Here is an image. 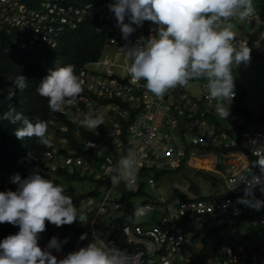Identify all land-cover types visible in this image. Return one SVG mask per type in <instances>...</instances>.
Returning a JSON list of instances; mask_svg holds the SVG:
<instances>
[{
	"label": "clouds",
	"instance_id": "clouds-1",
	"mask_svg": "<svg viewBox=\"0 0 264 264\" xmlns=\"http://www.w3.org/2000/svg\"><path fill=\"white\" fill-rule=\"evenodd\" d=\"M17 5L21 4L26 7H40L48 0H12ZM61 4H69L74 8L83 9L86 4L103 5L109 7L114 13L117 27L120 29L122 38L128 41L129 37L139 29H147L142 27L145 21H150L156 25V34L148 40L145 46H130L124 48L122 46L114 47L110 43L103 32L97 30L98 22L85 18L77 22L75 27L70 24L63 26L62 31L52 39L50 44L30 47L20 38V32L17 28L0 25V35L7 39L4 41L7 45L2 44L3 50L7 52L11 48L12 51L33 52L43 48L54 49L59 46L62 36L66 32L75 31L80 25H92L96 33L104 38L103 46L100 48L98 58L85 63L78 70L86 69L89 74H97L101 72V60L105 56H120L125 58V62H130L127 72L131 77L133 84L145 81L144 87L152 96L158 99L170 100L169 91L177 87H187L190 83L199 85L203 80L206 81L205 87L207 92L202 89L203 93H208L207 98L215 102V107L211 106L205 100L202 101L201 107L216 109V113L207 112L205 120L207 126L211 127L216 134L224 131L226 133L232 130H238L237 137L231 136L227 139L235 141L233 145L211 146L209 148L200 149L196 147L197 155H190L187 152L185 160L190 159V164L185 161L183 164L174 169L180 170L182 167L190 166L198 169L205 179H211L212 185L218 179L226 188L225 173L231 168L235 162L239 160L252 161L250 151L239 146L243 131L258 130L264 133V129L255 127L263 121L257 122L258 116L264 118V109L259 115H256L247 104L245 99L248 97L247 91L235 82V71L240 66H247L251 62V57L260 54L264 57V0H57ZM259 5H256L258 4ZM127 17L128 23H125ZM252 19L258 21L246 22ZM246 23L243 26L239 23ZM242 30L253 28L252 38L257 40L258 45L254 46L246 40L236 41V25ZM237 31H240L237 28ZM113 50V54L106 52ZM112 54V55H111ZM126 55V57H125ZM264 59V58H263ZM16 71L12 74V80L15 88L23 91L27 88V79L24 77L31 72L23 65L22 62L17 63ZM80 75L75 73L73 65L69 64L50 70L49 73L41 80L37 92L46 98L47 105L52 114L47 118H37L33 122L16 112L14 108H10L0 119H7L12 123L20 121L22 126L15 130L17 139L25 137H36L37 144L42 146L49 144L48 140V120H56L62 116L61 111L65 106L75 104L79 96L83 92L84 81ZM197 80L196 82H191ZM242 88L246 91L241 100H239V91ZM27 92V91H25ZM15 95L14 90H9V99ZM200 96V97H201ZM27 98V97H26ZM23 101H26L22 97ZM198 109L194 110L197 113ZM105 122L102 113L83 114L80 120L81 126L86 130L89 137L104 146H110L107 140L106 127L109 119ZM227 125L232 128L227 129ZM71 131L75 130L74 126H70ZM100 128V134L94 135V130ZM73 140V132L70 134ZM219 137V135H218ZM106 138V140H105ZM42 142H40V141ZM226 141V138L224 139ZM257 146H264L257 143ZM43 149L37 151L26 152V157L30 161L41 163V170H28L23 178L19 175L15 176L13 183L16 185V191H0V224L8 223L15 226L18 232L14 235H8L0 241V264H127L124 255L119 249L107 248L101 242L88 243L86 247H80L77 251L68 253L63 259H57L52 254V250L59 252L62 244L68 242L67 238L63 241L53 236L48 242L46 249L39 247V236L46 230L47 223H51L56 227L71 225L79 221L82 225L88 223V217L77 210L70 196L65 194V189L61 184L53 182L51 179L44 178V172H51L58 176L85 177L91 180L94 189L89 193L79 192L72 189L76 195L80 194L78 200H86L102 196L107 187H104L102 181H97L85 174H68L67 172L51 171L44 165L41 160ZM28 154L36 155L38 160H33ZM252 154L257 159L250 163L245 169L246 174L238 177V182L233 181L237 187L244 184L243 193L236 200L237 204H241L243 214L239 216L224 214L221 217H245L248 224L250 223V209L256 211L264 208V200L257 199L254 190L258 187L263 194L264 199V150L257 151L253 148ZM208 157L213 159L209 168L195 165L193 158ZM258 168L259 174L253 169ZM166 169L158 171L160 174L167 171ZM139 164L133 154L122 157L115 167L108 169V175L113 185H119L122 181L126 185L134 184L138 179ZM207 171H217L218 178L211 175ZM27 173H31L26 177ZM205 174L207 175L205 177ZM142 180V179H141ZM150 184L154 183L149 181ZM235 187L231 188L234 189ZM192 196L180 193L179 196L187 198H213L222 200L227 196L226 191L222 194H214L208 196L199 195V188ZM1 189V181H0ZM198 190V191H197ZM128 194V193H126ZM125 194V195H126ZM178 196V197H179ZM126 197V196H125ZM177 197V198H178ZM77 201V200H75ZM231 202H225L227 207ZM249 207V208H248ZM192 220V219H191ZM193 221V220H192ZM204 229L210 230L214 227ZM190 228H193V222ZM259 229V228H258ZM187 230V228H185ZM202 230V229H201ZM261 232L260 244L253 247H247L239 242L236 247L229 245L232 249L238 250L240 247L244 249L242 257L248 256L251 261V253L254 250H261L264 246V232ZM200 235V232L198 233ZM87 238L86 233H82L80 240ZM198 238V237H197ZM201 247V244H200ZM218 248V249H219ZM217 249V250H218ZM217 251H215L216 253ZM214 253V254H215ZM241 257V259H242ZM240 261V260H239ZM252 264V263H251Z\"/></svg>",
	"mask_w": 264,
	"mask_h": 264
},
{
	"label": "built area",
	"instance_id": "built-area-1",
	"mask_svg": "<svg viewBox=\"0 0 264 264\" xmlns=\"http://www.w3.org/2000/svg\"><path fill=\"white\" fill-rule=\"evenodd\" d=\"M88 18L98 22L97 30L103 32L108 43L114 47L145 46L156 34L152 27L154 23L145 21L147 29H139L128 41L122 38L117 27L116 18L109 7L86 4L83 9L74 8L69 4H61L57 0H48L40 7H24L12 0H0V25L17 28L20 38L30 47L50 44L52 39L62 31L63 26L70 24L75 27L77 22ZM258 21L252 19L246 22ZM127 17L125 23H128ZM155 25V24H154ZM237 28L240 31H237ZM236 41L246 40L257 46V40L252 38L253 28L242 30L236 25ZM101 72L89 74L86 69L81 77L84 81L83 92L75 104L65 106L56 120L49 119V144L42 143L41 160L51 171L67 172L68 174H85L90 178L102 181L107 187L102 196L73 201L76 207L88 217V223L79 221L56 227L47 223L46 230L39 236V247L46 249L53 236L68 242L62 244L59 252L52 250L57 259H63L68 253L86 247L88 243H103L107 248H116L124 255L127 264H232L238 262L244 254V249L238 250L228 246L220 247L211 256H200V248L196 247V238L201 229L211 228L212 224L224 214L239 216L243 214L241 204L236 200L241 197L245 187H237L233 181L245 173L248 165L257 157L252 154L253 148L264 150V133L258 130L243 131L239 146L250 151L254 160H239L231 165L225 173L227 196L222 200L213 198H187L179 196L175 200H165L163 197L133 204L130 196L141 193L144 183L150 188L155 187L154 176L158 171L180 167L185 161L187 152L190 155L200 149L211 146L233 145L231 136L237 137L239 131H224L216 134L207 126V112L215 114L216 109L202 108V101L215 107L208 93L200 98L193 95L186 87L170 90V100L158 99L144 87L145 81L133 84L127 68L130 62L119 63L116 56H105L101 60ZM197 80L191 81L196 82ZM198 83V82H196ZM206 81L199 83L205 89ZM198 109L197 113L194 110ZM102 113L106 127L107 140L110 146L104 147L86 134L80 124L83 114ZM73 125L75 130L71 131ZM227 129H232L227 125ZM100 128L94 130V135L100 134ZM73 132V140L70 134ZM190 135V139H189ZM219 135V137H218ZM226 138V141L224 139ZM106 140V138H105ZM236 145V144H235ZM133 154L138 161V179L132 185L121 182L113 185L108 175V169L115 167L122 157ZM33 160L36 155L28 154ZM45 165V164H44ZM253 171L259 174V169ZM31 173H27L26 177ZM153 174L154 176H151ZM144 178V179H143ZM142 179V180H141ZM149 181L154 183L150 184ZM235 187L234 189H231ZM257 199L264 200L257 187ZM129 195L130 206L126 208L125 194ZM133 196V197H134ZM231 203L224 207L225 202ZM249 208V207H248ZM250 209V223L264 232V208L256 211ZM125 213L127 215H125ZM147 216L155 213L158 217L150 226L135 222V214ZM193 221H192V220ZM193 222V228H190ZM187 228V230H185ZM118 229L119 236L113 231ZM82 233L87 234L85 240H80ZM122 243L123 246H117ZM252 264H264V251L254 250L251 253Z\"/></svg>",
	"mask_w": 264,
	"mask_h": 264
},
{
	"label": "trees",
	"instance_id": "trees-1",
	"mask_svg": "<svg viewBox=\"0 0 264 264\" xmlns=\"http://www.w3.org/2000/svg\"><path fill=\"white\" fill-rule=\"evenodd\" d=\"M6 39L0 35V116H3L10 108H14L16 112L21 113L32 122L37 118H47L53 113L47 105L46 98L41 97L37 92L41 80L49 71L71 64L75 68V73L78 74L81 66L98 58L100 48L104 43V38L96 33L93 26L89 24L80 25L77 30L66 32L62 36L59 46L54 49L43 48L33 52H21L12 51L13 48H11L5 52L1 47L2 44L7 45L4 42ZM254 56L256 59L264 58L260 54ZM20 62L31 72V74L24 76L27 79V88L23 91L16 89L14 80H12V74L16 71V64ZM10 89L15 91V95L11 99H9ZM239 89L238 99L241 100L246 91L242 88ZM22 97L26 101H23ZM255 120L261 122L264 118L258 116ZM21 126L20 121L12 123L7 119H0V191H16V185L13 183L15 176L19 175L23 178L28 170L36 171L42 168V161L38 163L30 161L26 157V152L33 151L36 153L42 149V146L37 144V138L25 137L22 140L16 138L15 130ZM44 164H46L45 161ZM190 188L196 192L195 186L190 184ZM65 194L70 196L73 201L80 198V194L76 195L78 193L72 189L65 191ZM131 194H126V208L131 205L129 201ZM125 215L127 214L125 213ZM17 232L18 230L12 224H0V241ZM113 235L119 236L118 229L113 231ZM238 243L228 231L226 224L214 226L207 230L201 239L200 256H213L220 245L236 247ZM117 246H123V244L118 243ZM232 264H251V261L248 256H245Z\"/></svg>",
	"mask_w": 264,
	"mask_h": 264
},
{
	"label": "rangeland",
	"instance_id": "rangeland-1",
	"mask_svg": "<svg viewBox=\"0 0 264 264\" xmlns=\"http://www.w3.org/2000/svg\"><path fill=\"white\" fill-rule=\"evenodd\" d=\"M239 24L240 26H246L245 22ZM142 27L149 28V25L143 23ZM152 27L154 29L157 28L154 24L152 25ZM48 49L51 48L49 47ZM106 52L112 53L113 50L109 49ZM118 62L124 63L125 58L120 56L118 58ZM235 82L247 91L248 97L244 101L245 104H247L256 115H259L264 109V59H256L255 57H251V62L249 65H242L237 68L235 71ZM186 89H188L197 98H200L202 94V89L195 83H190L186 87ZM204 91L207 92V89L205 88ZM255 127L264 129V123L258 124ZM193 154L197 155L198 153L195 152ZM192 161H196L195 165L197 166L199 165L205 168H209L210 163L213 161V159L209 160L208 157H205V159L193 158ZM197 170L198 169L192 168L190 166H185L178 171L167 170L159 176H154L153 174H151V176H154L155 179V187L150 188L147 184L144 183L142 189L143 191L141 193L136 194L135 196H130L131 202L133 204H142L143 202H150L161 197H163L165 200H175L180 193L192 196L193 192L189 190L190 184L199 188V195L201 196L222 194L226 191L225 186L221 185L220 179L215 182V185H212V182L208 181L209 179H205L202 173ZM207 172L215 176L216 178H218L219 176V173L217 171ZM43 174L44 178L51 179L53 182L63 185L65 189L72 188L76 191L84 193H89L94 189V185L91 180L82 176H58L51 172H44ZM77 210L78 213L81 212L79 207H77ZM134 220L135 222L150 226L154 219L151 214H148L147 216H141L136 213ZM221 224L227 225L228 231L234 236L236 241L242 242L243 244L246 243V234L250 230V226L246 220L242 221L241 218H229L228 216H224L216 221L214 226H219ZM205 232L206 231L204 229L200 230L201 238L203 237ZM200 237L196 238L195 240L196 250L200 248ZM251 239L252 245L250 243H246L245 246L251 248L256 245H261L259 238L253 236ZM261 249L262 251H264V246Z\"/></svg>",
	"mask_w": 264,
	"mask_h": 264
},
{
	"label": "crops",
	"instance_id": "crops-1",
	"mask_svg": "<svg viewBox=\"0 0 264 264\" xmlns=\"http://www.w3.org/2000/svg\"><path fill=\"white\" fill-rule=\"evenodd\" d=\"M258 0H255L254 2H257ZM260 1V0H259ZM256 5H259V3L258 4H256ZM209 160H210V158H209ZM208 181H211V179H209ZM221 185H223V183H221ZM198 191V190H197ZM151 215L153 216V221H155L156 219H157V215L155 214V213H151ZM237 218H241V220L242 221H244V220H246L247 221V219L245 218V217H237ZM248 223V222H247ZM250 226V225H249ZM250 230L247 232V234H246V243H250L251 245H252V243H251V241H252V237L253 236H255V237H257V238H261V232H260V230L258 229V228H253V227H251L250 226V228H249ZM199 237H200V235H199ZM201 237H200V244H201ZM245 243V244H246Z\"/></svg>",
	"mask_w": 264,
	"mask_h": 264
}]
</instances>
